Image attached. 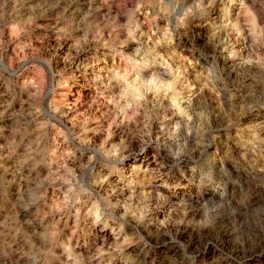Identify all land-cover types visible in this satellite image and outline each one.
<instances>
[{"label": "clouds", "instance_id": "9594fccd", "mask_svg": "<svg viewBox=\"0 0 264 264\" xmlns=\"http://www.w3.org/2000/svg\"><path fill=\"white\" fill-rule=\"evenodd\" d=\"M0 264H264V0H0Z\"/></svg>", "mask_w": 264, "mask_h": 264}]
</instances>
